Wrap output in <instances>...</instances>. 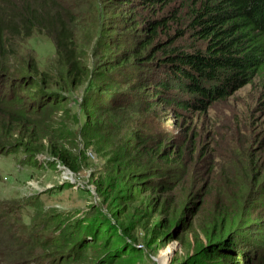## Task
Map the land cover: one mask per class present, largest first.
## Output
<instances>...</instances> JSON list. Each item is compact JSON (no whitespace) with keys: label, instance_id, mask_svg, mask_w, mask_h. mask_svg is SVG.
<instances>
[{"label":"trees","instance_id":"1","mask_svg":"<svg viewBox=\"0 0 264 264\" xmlns=\"http://www.w3.org/2000/svg\"><path fill=\"white\" fill-rule=\"evenodd\" d=\"M110 1H117L126 8L122 16L115 14L116 19H123L121 24L126 28L121 33L111 32L125 42V48L109 52L110 58L101 72L106 79L110 74L120 73L147 82V85L138 83L136 88L148 90L147 112L160 120L156 132L149 128L131 133L132 138L113 159L114 167L109 168L103 182L97 184L103 196L118 203L112 210L114 217L124 221L129 211L136 213L137 221L130 225H116L98 217L86 223L83 238L92 242L98 240L103 230L113 227L112 231H116L105 248L108 255L119 252V246L133 250L136 228L150 227L154 216L178 190L181 201L177 203L174 197L176 206L168 210V215H177L179 207L183 204L185 208L190 202L192 189L190 192L181 189L186 186L191 170L203 159L197 157L199 136L191 127L196 113L206 112L215 101L226 99L256 79L264 84V0ZM60 2L0 0V159L19 150L36 156L42 150L45 136L53 146L50 152L54 160L75 173L77 157L71 155L66 144L54 145L50 132L53 127V132L61 133L66 128L52 121L67 100L61 94L65 84L71 80L73 88L83 86L89 70L80 63L75 51L71 10ZM106 30L107 27L102 32ZM37 33L53 40L60 67L67 75L62 82L41 72L35 57L24 50ZM118 45H113L116 50ZM111 100V96L95 95L86 108L82 107L84 109L74 115L75 132L71 133V115L65 117L70 121L68 137L82 135L86 146L116 152L120 147L116 142L121 129L106 137L108 130L104 121L94 119L93 125L90 122L97 111L117 112L116 103ZM168 113L177 118L170 132L160 125ZM43 116H47L46 122L52 125L45 124ZM124 122L125 117L119 118V125ZM249 178L253 183L264 181L260 176ZM209 189L208 186L204 197L208 196ZM148 193L152 197L147 199L144 196ZM249 193V188H241L229 202L222 198L217 202L206 243L199 246L194 257L207 259L210 256L212 264L219 259L225 264H264V223L250 220ZM224 203L230 204L232 209L224 207ZM259 203L263 204L264 199ZM5 209L9 211L0 203V236L6 235L11 240V249L0 253V264H65L66 257L57 252L43 253L37 263L32 247L38 243L44 246L48 239L44 237L43 242L29 235L21 245L16 234L21 235L26 230L34 234L38 228H44L34 222L31 228H22L19 232L13 221L8 220ZM182 221V218L177 219L171 228L166 225L163 237H170L171 231ZM249 240L263 246L262 250L248 245ZM238 247L243 251L239 253Z\"/></svg>","mask_w":264,"mask_h":264},{"label":"rangeland","instance_id":"2","mask_svg":"<svg viewBox=\"0 0 264 264\" xmlns=\"http://www.w3.org/2000/svg\"><path fill=\"white\" fill-rule=\"evenodd\" d=\"M60 3L71 10L75 51L80 63L89 70V75L81 87L73 88L71 80L65 84L61 94L67 100L62 106L63 110L54 114L52 121L66 128L61 130L62 133L53 132L55 129L52 126L50 136L54 145L66 144L71 155L77 157L78 170L71 172L54 160L50 152L53 146L45 136L42 150L36 156L26 155L25 151L19 150L0 159V203L9 208V211L4 210L8 220L13 221L19 232L23 231L22 228H31L34 222V225L44 228H38L34 234L26 230L21 235L16 234V238L21 240V245L29 235L43 242L44 237L48 239L44 246L37 241L38 244L32 247L36 262L43 253L57 252L66 257L65 264H198L196 261L212 264L210 256L199 259V256L194 255L199 246L206 243L208 226L221 198L229 202L241 188H249L250 220L264 223V203H259L264 199V181L256 180L253 183L249 178L260 176V179H264L263 82L256 79L226 99L215 101L206 112L196 113L191 127L199 136L197 157L203 159L191 170L186 186L181 189H186V192L192 189L194 192L188 203L191 205L187 207V204L184 208L182 204L177 215H168V210L176 206L173 204L174 197H177V203L181 201V191L178 190L169 197L165 208L154 216L150 227L136 228L133 250L127 251V248L119 246V252L108 255L105 248L111 241L110 236L116 231H112L113 227L106 232L103 230L98 240L92 242L91 239L83 238L82 231L86 223L98 217L101 221L109 219L112 224L130 225L137 221L136 213L129 211L124 221L114 217L112 210L118 203L114 204V201L103 196L97 184L102 183L107 170L114 167L113 159L124 143L132 138L131 133L135 130L148 131L149 128L156 132L160 119L147 112L148 90L136 88L138 83L147 85V82L120 73L110 74L106 79L104 72H101L110 58L109 52L125 48V42L116 33L111 34L116 30L121 33L126 28V25L121 24L123 19L115 18V14L122 16L125 6L110 0H61ZM106 27L107 32H102ZM115 43L119 44L117 50L113 46ZM23 48L35 57L40 71L54 81L62 82L67 77L60 67L55 44L49 37L37 33ZM99 93L105 97L111 96V102L115 101L118 110L115 114L97 111L90 122L93 125L95 121H104L108 130L106 137L121 129L116 142L120 147L116 152L88 147L82 135L68 137L70 121L65 117L71 115V133L75 132L74 115L86 108L87 103H91ZM121 117H125L126 122L119 125ZM46 119L47 116H43L44 123L52 125ZM176 124L177 118L169 113L160 121V125L166 127L165 131L168 132L174 130L172 126ZM87 129L90 135L92 130L90 127ZM254 171L256 174H252ZM208 186V196L204 197ZM144 197L151 198L152 194L148 193ZM224 207L232 209L230 204L224 203ZM180 218L183 221L171 231L170 237L164 238L166 225L171 228L172 223ZM190 225L192 227L189 228ZM253 240L246 243L262 250L263 246L253 244ZM13 244L12 238V249ZM10 249L11 240L6 235L0 236V253ZM238 251L240 253L243 250L238 247ZM214 262L225 264L223 259Z\"/></svg>","mask_w":264,"mask_h":264}]
</instances>
